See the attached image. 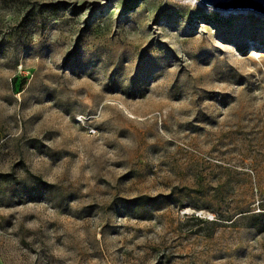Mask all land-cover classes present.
<instances>
[{"label":"rangeland","instance_id":"obj_1","mask_svg":"<svg viewBox=\"0 0 264 264\" xmlns=\"http://www.w3.org/2000/svg\"><path fill=\"white\" fill-rule=\"evenodd\" d=\"M0 264H264V15L0 0Z\"/></svg>","mask_w":264,"mask_h":264},{"label":"water","instance_id":"obj_2","mask_svg":"<svg viewBox=\"0 0 264 264\" xmlns=\"http://www.w3.org/2000/svg\"><path fill=\"white\" fill-rule=\"evenodd\" d=\"M205 5L224 10H253L264 15V0H199Z\"/></svg>","mask_w":264,"mask_h":264}]
</instances>
